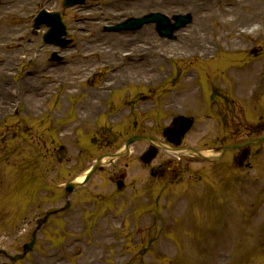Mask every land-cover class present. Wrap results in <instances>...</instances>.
I'll return each mask as SVG.
<instances>
[{"label": "rangeland", "instance_id": "374dc122", "mask_svg": "<svg viewBox=\"0 0 264 264\" xmlns=\"http://www.w3.org/2000/svg\"><path fill=\"white\" fill-rule=\"evenodd\" d=\"M11 1L8 7L0 0V87L6 91L0 96V213L9 218L0 226V240L11 255L23 252L40 216L64 205L61 185L101 155L121 150L132 135H150L166 144L164 131L180 114L195 120L182 145L203 152L216 153L224 145L264 133V10L259 13L260 30L241 39V50L226 48L230 30H220L213 22L208 28L213 54L165 60L154 67L157 76L149 83L140 79L110 91L101 102V114L87 121L91 110L85 90L96 87L100 76L112 69L72 78L74 60L89 44L87 35H137L153 26L157 39L175 41L181 29L174 38L162 37L154 23L136 31L105 28L149 12L170 18L191 14H170L166 5L146 10L136 0H119L117 8L130 13L111 19L103 15L104 0L69 7H63V0ZM42 9L62 13L71 44L61 48L43 42L48 27L33 28ZM240 11L249 17V9ZM230 15L240 16L235 10ZM21 26L29 39L5 46ZM139 41L145 44L149 36ZM55 51L63 57L59 62L51 60ZM185 73L190 77L185 79ZM187 88H195L194 93L173 104L167 100L171 91ZM16 103L21 112L11 116ZM30 117L41 120L43 133L25 125ZM49 119L56 123L54 129L47 130ZM112 135L117 136L114 142L109 140ZM53 136L59 140L53 142ZM62 141L67 153L60 162L57 146ZM147 147V142L137 141L128 156L108 161L71 194L69 209L50 216L31 252L16 262L0 255V264H264V141L251 146V167L242 169L231 162L236 150L211 162L160 150L146 166L140 155ZM178 157L180 170L172 173L167 163ZM123 173L127 185L116 193L112 180Z\"/></svg>", "mask_w": 264, "mask_h": 264}, {"label": "bare ground", "instance_id": "6f19581e", "mask_svg": "<svg viewBox=\"0 0 264 264\" xmlns=\"http://www.w3.org/2000/svg\"><path fill=\"white\" fill-rule=\"evenodd\" d=\"M4 1L6 4L8 3V7L12 5L11 0ZM104 2L107 9L103 11V15L110 16L111 19H119L130 13V11L117 8L120 6L119 0H104ZM136 2L138 6L146 10L167 6V11L170 14L175 12L190 13L192 22L178 32L175 41L157 39L154 35L153 26L144 27L142 33L137 35L134 33L103 35L99 31H95L94 35L88 34L87 41L89 44L80 49V54L76 56L78 59L74 60L71 67L70 75L72 78H85L90 75L102 74L103 70L109 66L112 69L100 76L101 81L96 87L85 90L88 96L86 102L89 103L91 110L86 118L87 121H93L95 115L101 114V102L106 99L110 91L120 89V87L140 79H143L142 82L149 83L151 79L157 76L154 67L163 64L165 60L182 56L206 58L213 54L216 49L210 41L208 32L209 25L213 22L220 30L226 28L230 30L229 40L226 41L225 47L241 50V39L252 37L254 32L260 30L259 13L260 10H264V0H222L220 3L209 0H136ZM244 8L250 11L247 18L240 14V10ZM233 10L240 16L232 17L230 14ZM25 29V26H21L20 30L15 31L11 38L12 43L5 46L23 43L29 39V36L24 33ZM144 34L149 36V41L141 44L142 41H139V38ZM145 51H148V54L143 55L142 53ZM150 55H153V58ZM121 58L124 61L117 65ZM44 74L51 76L48 73ZM189 77V73L184 74L185 79ZM194 89L171 91L167 100H172L170 103L173 104L175 99L194 93ZM2 92L6 91L0 87V96ZM145 101L138 107L142 108L146 105L147 102ZM78 109L80 110V108ZM124 112H126L125 109L121 113ZM84 176L85 174H81L77 181L83 180Z\"/></svg>", "mask_w": 264, "mask_h": 264}, {"label": "water", "instance_id": "95a60500", "mask_svg": "<svg viewBox=\"0 0 264 264\" xmlns=\"http://www.w3.org/2000/svg\"><path fill=\"white\" fill-rule=\"evenodd\" d=\"M79 0H66L65 6L72 4L74 2H77ZM42 17L40 18V22H46L51 26L50 31L44 36V39L46 42H53L55 44H61V45H66L70 41L67 40L66 38H63V35L67 34L66 30V25L62 20V15L60 13H52V14H46L45 12L42 13ZM189 18H183V17H178L177 18V23L169 29H164V27L167 25L168 18L165 17L164 15L160 13H153L149 16H145L143 18L139 19H130L128 20L125 24L118 25L119 28L122 29H137L140 28L144 23L147 22H152V21H157L159 24V29L163 35H171V33L176 29L179 28L180 26L184 25ZM57 58V56H54ZM191 125V120L185 117H181L178 119H175L173 122V125L171 127V131L169 134V140L174 142V143H179L180 140L183 138L185 132L189 129ZM138 137H133L127 142V146H129L130 143H132L135 139ZM145 139H150L149 137H144ZM225 148L220 152L222 154L224 152ZM194 152V151H193ZM198 155H202L201 152H194ZM120 155V154H117ZM116 155V156H117ZM150 158L154 157L156 155V149L155 150H150L149 152ZM100 164V160L97 162V164L94 166L92 171L87 175L86 181L90 178L91 174L93 171L97 168V166ZM76 184H68L67 189L68 191L72 190ZM34 241L32 242L33 245ZM26 246L25 251L30 249L31 246ZM18 257H22L18 256ZM17 259V258H14Z\"/></svg>", "mask_w": 264, "mask_h": 264}, {"label": "flooded vegetation", "instance_id": "af4514ba", "mask_svg": "<svg viewBox=\"0 0 264 264\" xmlns=\"http://www.w3.org/2000/svg\"><path fill=\"white\" fill-rule=\"evenodd\" d=\"M240 155H241V153H240ZM1 221H3L4 220V218L3 219H0ZM0 242H1V240H0Z\"/></svg>", "mask_w": 264, "mask_h": 264}]
</instances>
